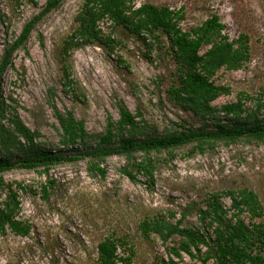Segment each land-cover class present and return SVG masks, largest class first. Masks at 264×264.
Here are the masks:
<instances>
[{"label":"rangeland","instance_id":"rangeland-1","mask_svg":"<svg viewBox=\"0 0 264 264\" xmlns=\"http://www.w3.org/2000/svg\"><path fill=\"white\" fill-rule=\"evenodd\" d=\"M47 0H0V55L6 38L21 33L23 26L42 10ZM86 0H65L41 20L24 47L14 57V66L4 77V94L18 108L24 122L39 130L40 141L57 146L59 124L50 101L72 110L92 132H102L108 117L119 118V103L125 102L136 113L155 123L161 131L171 120L197 124L191 113L177 107L168 95L176 64L164 51L147 45L123 26L104 19L100 26L116 42L114 49L104 43L89 44L74 50L72 77L78 89H69L63 79L58 53L64 40L78 27L76 19ZM140 6L149 2L184 10L180 25L185 30L201 25L216 13L226 24L225 33L236 39L242 32L251 38L252 59L237 70L221 69L217 84L229 86L213 104L217 107L246 96V107L264 105V0H131ZM166 44L169 41L164 37ZM211 45H205L202 53ZM264 115V107L261 109ZM175 126V125H174ZM193 145L154 153V182L139 173L133 181L122 172L124 156H112L103 164L107 173H92L88 161L62 163L48 173L13 169L3 174L6 182L18 189L19 218L32 225L28 236L0 235V264H97V246L108 236H124L135 246L132 264H202L182 252L175 256L181 237L167 240L157 234L143 237L139 225L147 217H165L182 227H199L212 234L209 217L200 219L199 208H206L210 193L248 187L261 201L264 221V142L241 140L220 142L204 152ZM47 185V198L43 185ZM6 191L0 188V202ZM227 210L232 200L222 197ZM187 217L183 219V213ZM232 213V212H231ZM230 216V213H229ZM247 222L251 218L245 213ZM57 244L54 252L47 243ZM205 249V248H204ZM119 255L124 252L119 249ZM174 261L173 263L171 261ZM119 264H122L120 261ZM207 264H216L214 259Z\"/></svg>","mask_w":264,"mask_h":264},{"label":"trees","instance_id":"trees-1","mask_svg":"<svg viewBox=\"0 0 264 264\" xmlns=\"http://www.w3.org/2000/svg\"><path fill=\"white\" fill-rule=\"evenodd\" d=\"M16 1L38 4V0ZM64 1L47 0L42 10L25 23L19 35L6 38L3 43L0 55V188L6 191V197L0 202V235L12 233L24 237L32 231V225L19 218L21 200L18 189L3 177L10 170L48 173L57 164L87 160L90 172L105 176L107 169L103 164L117 155L125 157L127 162L122 172L131 180L137 181L138 174L142 173L154 182V153L168 151L172 154L174 149L186 145H193V151L204 152L220 142H264V115L260 113L263 104L246 107L244 94L237 101L220 107L213 104L231 91L229 86L216 83L218 72L221 69L237 70L251 61L250 35L242 32L238 38L231 39L224 32L226 24L216 13L201 25L185 30L180 25L185 15L183 9L175 10L168 5L149 2L136 6L131 0H86L76 17L78 27L64 40L58 53L65 85L72 90L78 89V82L72 77L75 49L94 43H104L114 49L116 41L100 26V22L107 18L115 26H123L147 45L154 44L172 58L176 69L173 83L167 90L169 99L195 116L198 123L187 125L171 120L172 126L161 131L140 110L133 113L125 102H120L119 118L108 117L104 131L92 132L72 110L63 111L55 101H50L59 124L60 140L54 147L40 141L39 130L29 127L18 108L5 96L4 77L14 66L16 52L25 46L37 24ZM0 17L5 15L0 12ZM205 45L211 46L202 53ZM43 190L48 198L50 191L46 184ZM224 195L232 200L230 210L222 202ZM245 213L249 214L250 222L244 217ZM187 214L183 213V219ZM199 214L203 221L209 217L212 234L199 227H182V221L173 223L160 216L147 217L139 228L145 238L157 234L167 240L178 234L180 243L173 248L177 257H182L185 252L193 258L199 257L202 264L211 259L216 264H264V221L254 220L263 215V208L255 191L243 187L210 193L206 208L200 207ZM42 248L54 252L57 244L52 241ZM120 248L124 257L119 255ZM97 252V264H119L120 261L132 264L136 255L135 246L130 245V240L124 236L106 237L99 242Z\"/></svg>","mask_w":264,"mask_h":264}]
</instances>
